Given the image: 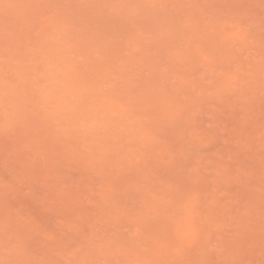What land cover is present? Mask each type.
<instances>
[{
	"label": "rangeland",
	"instance_id": "1",
	"mask_svg": "<svg viewBox=\"0 0 264 264\" xmlns=\"http://www.w3.org/2000/svg\"><path fill=\"white\" fill-rule=\"evenodd\" d=\"M0 264H264V0H0Z\"/></svg>",
	"mask_w": 264,
	"mask_h": 264
}]
</instances>
